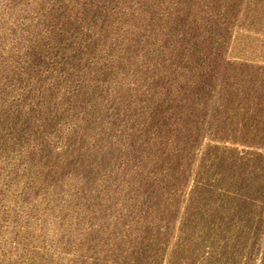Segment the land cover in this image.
<instances>
[{
    "label": "rangeland",
    "instance_id": "obj_1",
    "mask_svg": "<svg viewBox=\"0 0 264 264\" xmlns=\"http://www.w3.org/2000/svg\"><path fill=\"white\" fill-rule=\"evenodd\" d=\"M0 264H264V0H0Z\"/></svg>",
    "mask_w": 264,
    "mask_h": 264
}]
</instances>
